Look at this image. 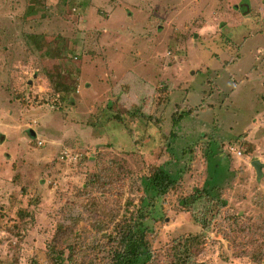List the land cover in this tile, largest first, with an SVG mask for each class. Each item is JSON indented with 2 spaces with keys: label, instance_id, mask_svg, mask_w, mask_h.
<instances>
[{
  "label": "rangeland",
  "instance_id": "374dc122",
  "mask_svg": "<svg viewBox=\"0 0 264 264\" xmlns=\"http://www.w3.org/2000/svg\"><path fill=\"white\" fill-rule=\"evenodd\" d=\"M16 89L37 98L23 105ZM139 102L148 124L108 119ZM177 106L193 111L172 145L191 150L170 163L180 184L148 221L150 264L176 260L197 234L187 264H264V0H0V264H52L49 241L66 264L68 243L77 262L103 264L107 234L140 214L149 165L176 160L166 141ZM109 167L112 183L85 188ZM208 176L227 204L213 205L206 228L180 199ZM91 200L120 211L103 232ZM26 208L34 219L20 241Z\"/></svg>",
  "mask_w": 264,
  "mask_h": 264
},
{
  "label": "trees",
  "instance_id": "16d2710c",
  "mask_svg": "<svg viewBox=\"0 0 264 264\" xmlns=\"http://www.w3.org/2000/svg\"><path fill=\"white\" fill-rule=\"evenodd\" d=\"M61 79V74L52 75V81L57 86V89H60L61 85L63 86V88H67V84L65 82H62ZM25 91L26 90L16 89L13 94L15 96L14 99L20 101V103L23 105L28 104L31 97L35 99L37 98V95L32 91H26L28 94ZM114 97V103L111 104L110 108H113V105L119 103L120 101L119 96L115 95ZM140 104V102L133 103L131 106L124 108V110H120L117 106V113H112V115L108 119H116V121L118 122H126L125 124L137 119L140 125L148 124L149 122L144 121L147 117L142 110L143 105L141 107ZM192 111L193 110L189 109L187 106L186 108L177 106V110L173 113L171 118V125L168 133L169 137L166 141L168 143V152H170L173 155V158H175L176 160L168 161L159 165H155V163L149 165V173L142 178V182L144 183L145 195L141 198V207H139L140 214L133 221L126 220L125 222L118 225V222H121L122 220L119 219V221L114 225L115 228H117L118 234H115L114 236L112 235V232L107 234V237L109 239L111 238L113 241V247L109 250L106 259L103 260V264H150L152 262L154 253L152 251L151 243L148 238L149 231L152 230V228H150V223H148V221L157 218L155 215H159V209H156V207L160 198L164 197L171 190H175L180 184L183 170L180 169L175 171L171 169L169 165L171 162L180 161L182 156H185L188 151L191 150V148L190 146L189 150L187 149V147L182 148V152L180 153L182 155L178 156L177 148L172 144H174L176 140L179 139V133L178 131H176V127L181 123L184 117L191 114ZM130 132L132 133V131ZM215 151L213 155L218 154ZM183 153L185 155H183ZM219 159L220 161H222L221 156H219ZM113 170L114 169L112 167H109L108 170L99 169L98 171L88 173L86 176L85 188L88 187L90 190H92L91 188L99 186V177L103 175L106 176L109 184L112 183L113 176L111 172ZM16 177L17 175L15 176V178ZM219 183L220 181H218V179L214 181L208 176L204 185L196 188L193 193L185 195L180 199L181 207L185 211L190 212L195 222L201 224V226L206 228H209L210 214L213 211V205L217 204L219 206H224L227 204L226 200L221 195L223 184ZM26 190V186H22L20 188L21 192H25ZM106 200L108 199L106 198ZM111 201L112 203L116 202L114 196H111ZM112 203H110L111 206L107 208L106 201L102 203V200H99L97 202L91 200V204L98 205L99 207H95L92 210L98 211V217L103 219V221H100L97 225L98 231H105L111 226V223H113L114 221L111 219L110 221H106L105 215L115 218L116 215L120 212L119 210L116 212L111 211V208L114 205ZM29 211L30 210L26 208L25 213L20 216L14 224L13 232L15 233L16 238L20 241L24 240V232L28 228V223L33 222L31 220L34 219V215H32L30 218H27L29 215H31ZM102 215L104 216L102 217ZM160 216L161 215H159L158 217ZM60 228L63 227L61 226ZM200 237L203 236L197 234L195 236H192L191 238H184L182 240V246L178 247V250L175 254L170 255V259L172 255H175L176 260H169L168 264H187L188 260L190 259V250L199 245L201 241ZM68 245L69 247L71 246L70 249L72 250L70 255L68 256V259L72 261L71 263L83 264V262L79 263L76 261V254L78 252H81L78 247L75 246V244L73 246L72 243H68ZM46 247L48 249V258L51 259V261L53 262L52 264H66L64 250L59 248L58 243L49 241L47 242ZM30 264L39 263L34 259Z\"/></svg>",
  "mask_w": 264,
  "mask_h": 264
},
{
  "label": "water",
  "instance_id": "95a60500",
  "mask_svg": "<svg viewBox=\"0 0 264 264\" xmlns=\"http://www.w3.org/2000/svg\"><path fill=\"white\" fill-rule=\"evenodd\" d=\"M253 165L257 170L258 175L260 176L262 173V163L260 160L256 159L255 161H253Z\"/></svg>",
  "mask_w": 264,
  "mask_h": 264
}]
</instances>
